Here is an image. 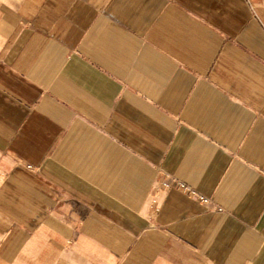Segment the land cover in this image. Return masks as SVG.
Instances as JSON below:
<instances>
[{"label":"crops","instance_id":"obj_1","mask_svg":"<svg viewBox=\"0 0 264 264\" xmlns=\"http://www.w3.org/2000/svg\"><path fill=\"white\" fill-rule=\"evenodd\" d=\"M0 264H264V0H0Z\"/></svg>","mask_w":264,"mask_h":264}]
</instances>
